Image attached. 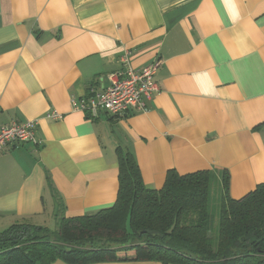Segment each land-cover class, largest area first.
I'll use <instances>...</instances> for the list:
<instances>
[{
	"label": "crops",
	"instance_id": "crops-1",
	"mask_svg": "<svg viewBox=\"0 0 264 264\" xmlns=\"http://www.w3.org/2000/svg\"><path fill=\"white\" fill-rule=\"evenodd\" d=\"M125 48L136 69L161 62L147 111H73ZM32 119L38 143L0 153L1 225L56 221L49 178L67 217L112 206L118 147L149 187L172 168L227 169L243 197L264 182V0H0V125Z\"/></svg>",
	"mask_w": 264,
	"mask_h": 264
},
{
	"label": "trees",
	"instance_id": "trees-1",
	"mask_svg": "<svg viewBox=\"0 0 264 264\" xmlns=\"http://www.w3.org/2000/svg\"><path fill=\"white\" fill-rule=\"evenodd\" d=\"M118 159L117 200L93 214L67 217L49 178L57 230L27 221L0 230V264H264V182L234 198L224 169L215 224L208 205L215 169L172 168L163 186L153 188L129 150L118 147Z\"/></svg>",
	"mask_w": 264,
	"mask_h": 264
},
{
	"label": "built area",
	"instance_id": "built-area-1",
	"mask_svg": "<svg viewBox=\"0 0 264 264\" xmlns=\"http://www.w3.org/2000/svg\"><path fill=\"white\" fill-rule=\"evenodd\" d=\"M132 50L126 48L122 53L121 67L108 74L107 86L94 88L83 97H73V111L83 112L90 119L99 118L102 113L112 116H128L135 112L147 111L146 100L158 90L155 76L160 68V60H153L140 69L132 65ZM64 114L49 110L45 118L59 120ZM39 119L13 122L0 125V153L8 148L24 143H38L37 127Z\"/></svg>",
	"mask_w": 264,
	"mask_h": 264
},
{
	"label": "rangeland",
	"instance_id": "rangeland-1",
	"mask_svg": "<svg viewBox=\"0 0 264 264\" xmlns=\"http://www.w3.org/2000/svg\"><path fill=\"white\" fill-rule=\"evenodd\" d=\"M126 49V48H125ZM123 50V52L125 51ZM121 58V57H120ZM46 115V113H45ZM44 115V117H45ZM112 116V115H111ZM113 117H122V116H113ZM48 119V118H45ZM62 119V118H61ZM48 120H53V119H48ZM27 144V143H24ZM22 144V145H24ZM218 171V172H216ZM223 170H215V173L212 177L211 180V186H210V193H209V213L210 217L215 220V224L218 223V217L220 213V208H221V203L223 200V175H222ZM231 194V192H230ZM233 197V196H232ZM48 226L51 230H57L58 224L56 221L51 220V222H48ZM9 225H1L0 224V230H3L7 228Z\"/></svg>",
	"mask_w": 264,
	"mask_h": 264
}]
</instances>
